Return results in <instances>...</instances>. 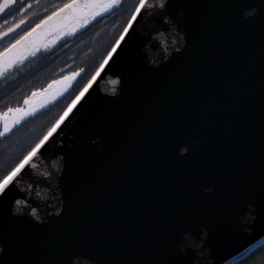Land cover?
Masks as SVG:
<instances>
[{"label":"water","instance_id":"water-1","mask_svg":"<svg viewBox=\"0 0 264 264\" xmlns=\"http://www.w3.org/2000/svg\"><path fill=\"white\" fill-rule=\"evenodd\" d=\"M261 12L264 0H177V19L169 28L152 31L151 9L133 21L129 42L121 40L15 181L13 199L27 203L13 204L22 209L12 213L20 219L0 223V234L12 245L16 264H58L59 245L73 232L97 241L85 251L108 264H150L148 249L161 213L192 195L214 196L204 191L213 188L211 180L195 190L188 186V161L182 157L225 182L237 177L259 182L264 17L248 16ZM65 23L38 29L31 37L37 46L23 58L83 25ZM76 76L32 93L35 111L23 120L60 98ZM56 209L63 214L57 216ZM229 218L232 225L220 229L215 261L209 258L208 264H228L264 241V221L245 205L230 209ZM202 243L191 237L189 246ZM79 264L94 262L81 256Z\"/></svg>","mask_w":264,"mask_h":264},{"label":"snow or ice","instance_id":"snow-or-ice-1","mask_svg":"<svg viewBox=\"0 0 264 264\" xmlns=\"http://www.w3.org/2000/svg\"><path fill=\"white\" fill-rule=\"evenodd\" d=\"M120 3L121 0H63L43 19H40L37 24L30 27L28 31L18 34L7 47L0 49V74H3L6 69L22 59L24 55L33 51L37 45L31 37L36 35L38 29L52 27L53 22L55 25L66 26L65 22L68 21H72L74 27H78L81 24L89 23L90 17L94 18L101 13L108 12ZM13 4L14 0H0V13L6 12ZM176 7L177 0H151V3L150 0H137L127 24L104 60L107 61L108 57L116 50L117 45H121V40L124 41V44L129 42L132 37V33L129 31L130 26H133V21L138 22L146 11L152 10L150 19L155 24L152 31H158L161 27L169 28L172 26L177 19L174 16ZM258 16L264 17V12L250 14L248 20L255 21ZM19 23H22V21ZM16 27L17 25L13 24L12 27L0 31V36L11 33ZM261 27L264 28V24ZM57 31H63V27H57ZM179 51L177 49V54H179ZM103 66L102 62L96 72H99ZM71 75H75V73ZM94 78L95 74H93L92 79ZM63 79H67V77ZM112 83L116 84L117 81L113 80ZM89 84H91V79L68 103L44 135L30 147L18 162L7 169L3 175H0V223L8 225L12 221L20 219L19 215L14 216L12 213H20L22 209L13 207V204L26 205L27 202L23 199H13L11 195L15 191L17 177L23 172L25 166L31 163L38 150L45 146V142L57 129V126L68 116L77 101L81 99ZM38 94V90L33 92V96ZM30 110L35 111L30 98L25 97L23 106L6 107L3 111H0V136H5L11 130L10 115L15 114L13 124H18L20 119L30 114ZM191 152V149L187 150L189 156ZM181 159L188 161V175L186 177L188 186L195 190L205 179L211 180L213 188H205L204 191H213L214 196L212 198H200L192 195L173 210L161 213L155 222L154 240L150 243L148 249L151 256L150 264H208L209 258L214 262L217 236L222 227L232 225L229 218V211L232 208L245 205L246 210L253 213L256 218L264 221V170L261 172L258 183L244 177H237L225 182L206 174L195 160H188V156ZM17 195L22 194L17 193ZM31 211L33 214L36 213L35 208H32ZM56 212L57 216L63 214L60 209H56ZM35 219L40 220V217L36 216ZM43 223L41 221L40 226ZM181 233L187 239L182 237ZM191 237L202 239V246H189ZM96 243L97 241L73 232L69 237L63 239L59 245L60 259L58 264H79V257L81 256H88L94 264H108V261L100 255L85 251L86 246ZM204 249H207L206 256L202 255ZM257 251H260V249ZM12 253V245L6 241L4 234H0V264H16ZM252 255H255V253Z\"/></svg>","mask_w":264,"mask_h":264},{"label":"trees","instance_id":"trees-1","mask_svg":"<svg viewBox=\"0 0 264 264\" xmlns=\"http://www.w3.org/2000/svg\"><path fill=\"white\" fill-rule=\"evenodd\" d=\"M137 0H121L114 9L90 17L89 23L83 24L75 31L61 38L51 46L38 49L31 55L23 58L12 69L0 77V110L9 106H15L35 90L46 86L57 78V74L68 62V57L75 54L74 70L76 78L68 90L56 101L47 105L36 114L20 122L12 131L0 137V175L13 166L30 149L34 143L44 135L47 129L63 112L75 95L92 79L96 69L104 63L105 56L112 50V45L119 38L121 31L127 24L131 12ZM52 7H41L38 15L33 5L28 9V21L26 29L32 27ZM32 19V22L29 21ZM67 51L62 50L64 44L71 43ZM29 140L26 151L21 155H14L22 143ZM260 249V251H257ZM255 253V255H252ZM228 264H264V241L252 247L239 258Z\"/></svg>","mask_w":264,"mask_h":264},{"label":"flooded vegetation","instance_id":"flooded-vegetation-1","mask_svg":"<svg viewBox=\"0 0 264 264\" xmlns=\"http://www.w3.org/2000/svg\"><path fill=\"white\" fill-rule=\"evenodd\" d=\"M62 2L63 0H14V4L6 12L0 13V31H4L6 28L12 27L13 24H16L18 27L16 28L15 31H13L12 33H10L9 35L5 36L4 38L0 40V49L7 47V45L11 42V40L14 39L18 34H22L23 32L28 31L30 27L26 29L27 27L25 25L28 21V16L30 17V15L27 13L29 8H31L34 5L36 7L37 14L39 15L41 13L40 9L42 6L55 8L58 4ZM21 9H23V11H21ZM25 17H27V19H25ZM20 21H22V23H19ZM29 21L32 22V19H30ZM71 44L72 42L68 44H64L62 50H59V52L67 51L70 48ZM74 57H75V54H71L68 57L69 62L62 69L58 71L57 74L59 76L53 79L52 81L58 80L64 77H68L70 76V74L80 71V69L74 70V66H75ZM44 87L33 90L30 93V95L34 91L43 89ZM21 102L15 106H9V107L15 108L17 106H22L23 104L21 105ZM3 110H0V111H3Z\"/></svg>","mask_w":264,"mask_h":264},{"label":"rangeland","instance_id":"rangeland-1","mask_svg":"<svg viewBox=\"0 0 264 264\" xmlns=\"http://www.w3.org/2000/svg\"><path fill=\"white\" fill-rule=\"evenodd\" d=\"M71 75V74H70ZM72 76H75V75H72ZM63 94V93H62ZM61 94V95H62ZM60 95V96H61ZM24 119V118H23ZM23 119H20V121H19V123L18 124H20V122L23 120ZM9 124L10 125H12L11 126V130H10V132L12 131V129L14 128V127H16V125H18V124H13V119L11 120H9ZM9 132V133H10ZM9 133H7V134H9ZM29 145V140H27L25 143H22V145H21V147H20V149L14 154V155H19V154H23L25 151H26V147Z\"/></svg>","mask_w":264,"mask_h":264}]
</instances>
